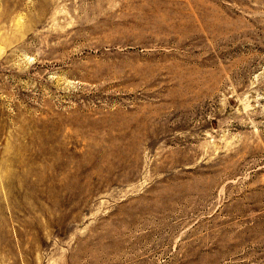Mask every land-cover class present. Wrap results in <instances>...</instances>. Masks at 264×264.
Returning <instances> with one entry per match:
<instances>
[{"label": "rangeland", "instance_id": "1", "mask_svg": "<svg viewBox=\"0 0 264 264\" xmlns=\"http://www.w3.org/2000/svg\"><path fill=\"white\" fill-rule=\"evenodd\" d=\"M0 264H264V0H0Z\"/></svg>", "mask_w": 264, "mask_h": 264}, {"label": "bare ground", "instance_id": "2", "mask_svg": "<svg viewBox=\"0 0 264 264\" xmlns=\"http://www.w3.org/2000/svg\"><path fill=\"white\" fill-rule=\"evenodd\" d=\"M136 33L132 29L123 28H116L105 33L99 27H91L87 34L80 37L79 46L71 48L68 54L86 58L88 64H84L82 68L93 76L128 78L138 75L142 69L135 63L149 61L151 52L147 49L143 50L144 53L137 51L138 48L143 49L146 45L139 40L140 34L138 36ZM145 33L148 34V32ZM67 48L69 47L66 46L65 49Z\"/></svg>", "mask_w": 264, "mask_h": 264}]
</instances>
